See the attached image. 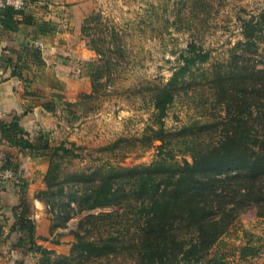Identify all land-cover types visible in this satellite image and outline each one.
<instances>
[{
    "label": "rangeland",
    "instance_id": "obj_1",
    "mask_svg": "<svg viewBox=\"0 0 264 264\" xmlns=\"http://www.w3.org/2000/svg\"><path fill=\"white\" fill-rule=\"evenodd\" d=\"M63 1L80 14L77 34L93 58L88 67L89 88L79 93L72 105L74 114L61 120L60 129L43 149L48 159L42 189L46 191L39 196L51 231L56 229L53 236L57 242L63 236L71 247L67 253L36 242L27 247L36 251L35 264H138L133 245L146 232L149 214L143 205L149 195L130 193L129 174L119 186L127 198L122 206L81 208L88 200L84 192L110 166L139 167L161 155L171 161L190 160L187 143L192 129L183 128L198 119L220 122L225 115L222 96L211 87L207 73L215 63L227 62L238 53L247 66L246 76L253 59L264 56V30L256 34L262 41L258 54L240 43L245 40L243 20L264 12V0ZM189 41L202 45L210 56L192 69L158 118L153 95L179 64ZM218 133L215 126L203 128L205 141L218 138ZM235 179L229 177L226 185L233 187ZM229 199L224 207L213 206L214 220L223 229L213 244L198 259L179 253L172 264H264V187L258 196L231 195ZM100 212L112 213L86 217ZM80 219L82 224L77 225ZM74 229L101 249L84 250L80 245L74 249ZM187 231L179 236L188 239ZM111 237L116 238L114 242ZM110 242L114 244L108 248Z\"/></svg>",
    "mask_w": 264,
    "mask_h": 264
},
{
    "label": "trees",
    "instance_id": "obj_2",
    "mask_svg": "<svg viewBox=\"0 0 264 264\" xmlns=\"http://www.w3.org/2000/svg\"><path fill=\"white\" fill-rule=\"evenodd\" d=\"M18 15L25 21L30 20L23 9L0 6V25L6 29H17ZM242 29L245 40L240 43L252 54H258L262 41L256 34L264 30V12L261 11L256 19L252 15L244 19ZM209 56V51L202 45L193 41L187 43L180 53L179 64L153 95L158 118L165 114L167 105L173 101L192 69L206 62ZM238 57V53H233L230 60L215 63L207 73L211 87L222 96L225 115L220 122H201L198 119L183 128V131L192 129L187 143L190 160L171 161L170 157L161 155L159 159L139 167L110 166L103 173L99 172L97 182L89 192H84L88 200L86 207L81 208L122 206L127 198L119 186L129 174L130 193L139 197L149 195L146 205H143L149 214L143 228L146 232L143 237L139 235L138 242L133 245L137 250L138 264H172L179 253L200 258L223 231L214 220L213 206L224 207L231 195H243L244 199L252 194L258 196L264 187V56L259 61L253 59V64L248 66L250 73L246 76L247 66ZM46 108L52 109L53 104H47ZM19 115L14 114L9 122L0 123L3 136L12 144L30 151L47 148L50 144L47 134L38 131L34 133L33 140L30 139L19 122ZM222 123L225 126L221 131L219 126ZM209 126H215V130L218 128L219 137L205 141L203 128ZM8 167L13 169V166ZM229 177H236L233 187L226 185ZM222 184L226 185L225 188ZM45 191L39 190L37 196L42 199L39 193ZM111 213H88L86 217ZM16 218L18 229L26 232V244L35 245L33 221L23 209L16 212ZM81 224L80 219L77 225ZM186 228L190 233L188 239L179 236ZM71 233L76 239L74 249L77 245L84 250L101 249L99 244L83 239L76 229ZM115 239L111 237L110 241ZM111 242L108 248L113 246Z\"/></svg>",
    "mask_w": 264,
    "mask_h": 264
},
{
    "label": "crops",
    "instance_id": "obj_3",
    "mask_svg": "<svg viewBox=\"0 0 264 264\" xmlns=\"http://www.w3.org/2000/svg\"><path fill=\"white\" fill-rule=\"evenodd\" d=\"M71 8L63 0H26L23 10L30 20L18 15L17 29L0 25V123L20 113L19 122L32 140L38 131L50 140L61 120L74 114L79 93L89 88L93 53L81 43V16ZM49 103L52 109L46 108ZM8 166L14 175L0 178V264H35L36 251L27 247L26 232L17 226L20 209L33 221L38 245L67 253L71 242L63 236L57 242L45 203L36 195L44 188L48 167L43 149L20 148L0 130V169Z\"/></svg>",
    "mask_w": 264,
    "mask_h": 264
},
{
    "label": "built area",
    "instance_id": "obj_4",
    "mask_svg": "<svg viewBox=\"0 0 264 264\" xmlns=\"http://www.w3.org/2000/svg\"><path fill=\"white\" fill-rule=\"evenodd\" d=\"M11 5L16 9H24L26 0H0V6ZM38 46H43L42 42H37ZM14 175V170L10 167L0 169V178L7 179Z\"/></svg>",
    "mask_w": 264,
    "mask_h": 264
}]
</instances>
